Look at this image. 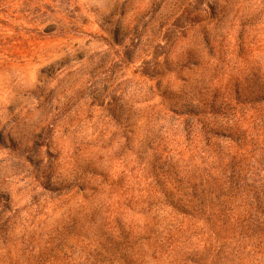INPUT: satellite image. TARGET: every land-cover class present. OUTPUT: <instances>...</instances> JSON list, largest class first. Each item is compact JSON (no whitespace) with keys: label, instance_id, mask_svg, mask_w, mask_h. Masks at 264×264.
<instances>
[{"label":"rangeland","instance_id":"rangeland-1","mask_svg":"<svg viewBox=\"0 0 264 264\" xmlns=\"http://www.w3.org/2000/svg\"><path fill=\"white\" fill-rule=\"evenodd\" d=\"M0 264H264V0H0Z\"/></svg>","mask_w":264,"mask_h":264}]
</instances>
